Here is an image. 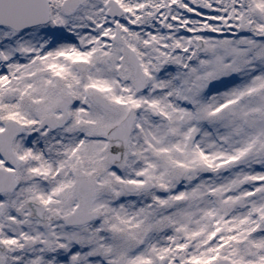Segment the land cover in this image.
Returning a JSON list of instances; mask_svg holds the SVG:
<instances>
[{
    "label": "snow or ice",
    "instance_id": "snow-or-ice-1",
    "mask_svg": "<svg viewBox=\"0 0 264 264\" xmlns=\"http://www.w3.org/2000/svg\"><path fill=\"white\" fill-rule=\"evenodd\" d=\"M0 264H264V0H0Z\"/></svg>",
    "mask_w": 264,
    "mask_h": 264
}]
</instances>
